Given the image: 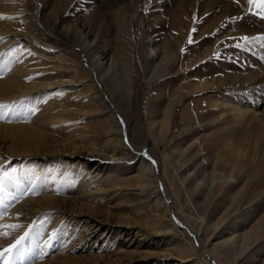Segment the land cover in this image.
<instances>
[{
    "label": "rangeland",
    "instance_id": "1",
    "mask_svg": "<svg viewBox=\"0 0 264 264\" xmlns=\"http://www.w3.org/2000/svg\"><path fill=\"white\" fill-rule=\"evenodd\" d=\"M22 1L27 2L28 14L13 16L20 32L16 42L3 47L8 36L0 38V82L15 76L14 80L17 78L22 85L40 83L41 79L60 83L20 94L14 89L17 94L1 98V124L34 127L44 134V143L49 146L55 140H66L80 148L103 149L110 123L100 113L97 98L104 95L103 82L89 65L92 59L103 61L105 70L112 65L111 70L126 88L128 99L124 104L117 93L118 85L117 89L111 85L105 93V102L124 129L123 144H117V153L126 156L129 152L133 156L121 162V171L116 169L112 178L122 186H130L126 183L143 160L159 170V161L150 154V147L136 151L131 135L141 142L146 126L151 127L157 121L159 129L162 123L157 119L169 97L176 93L170 125L164 124L163 142L157 144L162 166L155 176V185L161 192L159 198L171 204L168 213L178 223L176 233L187 238L192 248L200 252L206 246L204 240L213 232L210 219L214 222L222 213L240 216L251 209L250 217H242L240 222L248 226L255 220L253 227L260 225L259 238L264 239V102L261 103L264 3L261 0L251 3L249 0H73L70 4H67L69 0H17L20 11L24 6ZM60 8L67 10L61 24L76 28L81 33V43L76 36L61 31H56L61 37L57 45L39 35L35 16L50 26ZM103 50L107 54L105 59H100ZM161 62H165L166 68H158L156 76L148 80L153 65ZM26 64L31 69L24 74ZM74 73L86 82L69 83ZM236 75L248 78L237 80ZM256 75L263 76L250 78ZM202 81L208 87L196 90L194 85ZM92 83L102 90L98 93L92 90ZM61 109L70 110L67 122L55 118ZM124 118L133 127L132 132ZM29 127L16 126L3 132L21 136L30 131ZM7 147L0 149V231L7 232L9 237L0 238V252L20 241L11 253H6L8 264H65L62 255L80 256L79 264H89L93 260L86 259V255L107 256L125 247L127 238H141L135 233L138 228L120 235L104 228L97 234L89 233L91 226L87 220L60 208H42L36 201L47 196L76 198L69 205L73 210L79 208L77 202L84 200L100 215L109 217L114 211L110 205L118 200L119 213L133 217L130 209L137 205H133L135 196L131 192L124 194L121 190L118 197L110 199V193L99 191L80 199L100 185V178L89 170L91 164L62 154L45 157L36 153L10 154ZM184 161L188 165L186 169L181 166ZM197 164L204 167L205 174L209 173L202 184L193 183L200 205L185 189L192 180L187 174ZM212 181L216 182L215 186L210 185ZM152 195L149 204H155L157 199ZM159 211L151 208L148 213ZM162 226L172 227L165 222ZM197 232L202 233L203 241L197 238ZM21 253L27 254L25 261L20 260Z\"/></svg>",
    "mask_w": 264,
    "mask_h": 264
},
{
    "label": "bare ground",
    "instance_id": "2",
    "mask_svg": "<svg viewBox=\"0 0 264 264\" xmlns=\"http://www.w3.org/2000/svg\"><path fill=\"white\" fill-rule=\"evenodd\" d=\"M60 1L63 2L65 0H60ZM72 1L73 0H69V3L67 4H70ZM22 3L24 5L23 10L20 11L18 7L19 2H17V0H0V17H3L0 18V38H2V36L5 35L8 36V39L2 44L3 47H8L9 45L16 42L18 36L20 35L19 30L14 25L15 19L13 16L19 13L28 14L26 8L27 2L22 1ZM66 15H67L66 9L65 10H61V8L58 9L56 17L53 19L50 26H46L41 22V19L37 20L38 16H35L37 22L36 27L38 29L39 35L48 38L49 40L52 41V44L57 45L61 40V37L56 33V31H61L62 33L68 36H76L77 41L81 43V37L79 35L81 33H77V30H75L76 28L73 29L68 24L66 25L61 24ZM82 26L85 25L82 24ZM47 45L48 47L51 46V44H47ZM51 47L56 48V46H51ZM101 52L102 53L99 56L100 59H105L104 55L107 54L106 51L103 50ZM150 53H151L150 55L153 56L156 54L154 52H150ZM103 63H104L103 61L102 62L93 61V59H92V63H89V65H91V67L94 70H96V72H98L99 75L98 78L100 82H103L102 85L103 90L100 89L99 86L93 83L91 89L96 91L97 93L101 90L104 91L103 93L104 95L99 96L97 94L98 95L97 98L101 105L100 113H103V115L110 123L109 125L110 128L108 130V137L106 139V143L103 149L96 151L95 149L80 148L79 146L71 144L66 140L65 141L55 140V143L49 146L44 143L45 141L44 134L34 127L24 126L22 124L6 125L1 123H0V142H1L0 149L7 147L4 146V144L10 143L11 146H8L6 149L7 152L8 150L11 152L10 154L21 155V154L36 153V155L44 156V157L50 155L62 154L65 156H74L76 158H81L85 160L86 164H91L89 170H91L92 173H95L96 177L98 176L100 178L101 183L99 181L100 185L97 184V186H95L93 189L85 192L80 199L82 200L85 198H89L99 191H102V193H110V199L112 198L114 199L118 197L117 195L118 191L123 190L124 194H126L125 191H128V193L131 192L132 195L135 196L133 200V205H137L132 207V209H130V212L133 214V217H131L128 214L125 215L124 213H119L117 207L120 206L121 203L119 204L120 201L118 202V200L117 202L114 203L112 202L113 204L110 205L109 207L114 209L113 214L111 213L113 215L112 217H110L111 216L110 213H109L110 214L109 217H103L102 216L103 214L100 215L99 212L91 206L92 204L90 205L88 204V202H84V200L77 202V204L80 206L78 209L73 210V208H71L69 205H71L76 198L67 199V198H57L55 196H47L42 198L39 197V199L37 198L36 201L41 205L42 208H48V207L60 208L70 215L76 217L78 216L79 218H83L87 220V222L90 223L91 226L89 233L97 234V231L100 228H104L113 232L116 231L118 234L121 232L123 233L124 231L130 232V230H132L131 228L139 229L136 230L135 233L141 235V238H134V237L127 238V240H124L125 247L119 248L115 252H112L110 255L107 256H105L104 254L86 255L85 256L86 259L93 260L92 262H89V264H95V263L98 264L99 261H103L104 262L103 264H135L137 262H141L142 264H150L151 262L152 264H264V239L259 238L261 233L260 225H257L254 228L253 225L256 224V222H254L255 220L250 222L248 226L245 225L246 227L243 226L242 224L243 222L242 223L240 222L242 217L244 219H247L249 213L251 214L250 211L251 209H248L246 212L244 211L240 216L234 214L222 213V215H220V217L216 219L214 222H212V220L210 219L209 224L212 227L213 232L209 235L210 237L204 240L206 246L200 252L192 248V245L190 244L187 238H184L176 233L175 230L177 228L178 223L173 222L174 220L172 217L173 215L168 213L171 204L169 203V205H167L168 203L166 201H162L159 198L161 192L158 189V185H155V176L157 175L156 173L160 170V167L162 166L159 157L160 152L157 149V144L163 142L162 131L164 124H166L167 127H169L170 125L172 112L174 111V107L172 103L176 100V97L178 96L176 93H174L169 97L165 107L161 111L162 113L160 114V119H157L162 123V126L159 129L156 128L157 121L153 122L151 127H149V125L146 126L145 127L146 130L144 131L145 138L141 142L135 140L133 138V135H131L132 137L131 144L136 151L139 152L140 150L143 149L144 146L150 147L149 149L150 154H152V156H154L159 161V166H160L159 170L157 171L156 167L153 166L152 164L144 163L145 161L143 160L141 165H139V167L135 169V172L130 177L132 178L131 181L126 183L127 185L130 186L128 187L122 186L123 185L122 183H118L112 178L113 177L112 174L115 173L116 169H118L117 172L121 171L119 170L123 165L121 164V162H123L125 159L129 160L133 158V156H131L129 152H127V154L125 153L126 156H122L117 153V149H116L117 144L118 143L123 144L124 129L122 130L120 128L121 125L118 122L119 118L117 120L115 113L112 111V109H110L109 105L105 102V93L107 94V92H109L111 85L116 89L118 85L119 88L117 89L118 90L117 93L119 94L121 99L125 101L124 104H127L128 99L126 97L127 94L125 92L126 88L123 86L121 82H118L116 78V74L114 75L115 72L111 70L112 65H110L109 68L105 70ZM164 64L165 62H161L157 65H153L154 67L150 71L148 80H152L156 76L157 73H155V71L158 68L159 69L166 68L164 67L165 66ZM24 68L27 70L24 74H26L31 69V67L29 65L27 66V64L25 65ZM16 69L18 70L17 67ZM19 74L22 73L20 72ZM240 76L236 75L235 77L238 80ZM262 76L263 75H256L250 78L256 80L258 78H261ZM14 77L12 76V79L3 80L0 82V99L3 98L4 96H13L17 94V93L14 94L13 92L14 89L18 90L19 91L18 94H20L31 91H38L45 88L49 89L53 87L55 84L60 83L59 80L53 81L48 79V81H46L41 79L40 83L33 82L32 84L22 85L23 83L21 84L20 80H17V78L16 80H14L15 79ZM22 77L23 76H21V78ZM240 78L244 80L248 77H240ZM85 82L86 80L84 78H78V77L76 78L75 73L72 74L71 80L69 81V83L77 84V85ZM205 85H207V83L202 81L196 83L194 86L196 90H199L202 89L203 86ZM195 89L192 90V92H194ZM113 91L115 90L113 89ZM262 102H264V95L261 98V103ZM69 111L67 109H61L59 110L58 114H55L56 116L55 118L61 123L67 122L68 121L67 119L69 118L67 112ZM125 120L129 132H132L133 127L129 123L128 119ZM16 126H23L24 128L29 127L30 131L28 133L26 131L21 136H18L16 134L15 135L7 134L3 132V129L13 128ZM108 160H110V162H107ZM111 161L113 163H111ZM181 166L182 169L188 167L186 161L181 163ZM121 174L126 175L127 173H121ZM207 174H205L204 167L201 164H197L196 169H194L192 172H189L187 174L189 178L192 180L189 181L190 186H186L185 188L186 193L189 194L190 196H194L195 203L198 205H200V202L197 200L199 194L198 191L193 190V183L199 181L202 184ZM210 185L215 186L216 182L212 181L210 182ZM165 193L166 196H169L166 192V189H165ZM152 194H155V196L157 197V199L155 200V204L154 203L149 204V199L151 198V196H153ZM32 208H34V206ZM151 208L153 210L159 208L160 211L158 213L155 212L148 213L151 210ZM218 220L220 221L217 222ZM164 222L168 226H172V227L163 228L162 225L164 224ZM241 226H243L244 228L243 227L241 228ZM0 229L2 230L1 226ZM13 234H15V232ZM201 234H202L201 232L200 233L197 232L196 236L197 238H199V240L203 241V237H200ZM8 237L9 235L7 232L2 233L0 231V238L6 239ZM147 246H149L150 248L152 247V249L143 248ZM161 246L162 248H164V251L161 250L162 249ZM0 247H1V243H0ZM26 255L27 254L21 253L20 260L25 261V258H27ZM60 258H62L65 264H79L78 260L80 256L62 255Z\"/></svg>",
    "mask_w": 264,
    "mask_h": 264
},
{
    "label": "snow or ice",
    "instance_id": "3",
    "mask_svg": "<svg viewBox=\"0 0 264 264\" xmlns=\"http://www.w3.org/2000/svg\"><path fill=\"white\" fill-rule=\"evenodd\" d=\"M249 2L251 3L252 0H249ZM261 3H264V0H261ZM0 18H3V17H0ZM245 39H247V38H245ZM0 107H2V106H0ZM19 243H20V241H17V243L12 245L10 248L5 249L4 251L0 252V261H3L4 264H8L7 258H6V253H11L12 250L14 248H16Z\"/></svg>",
    "mask_w": 264,
    "mask_h": 264
}]
</instances>
